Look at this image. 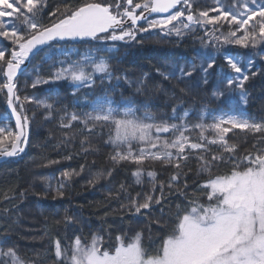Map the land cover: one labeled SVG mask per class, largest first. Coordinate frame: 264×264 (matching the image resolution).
<instances>
[{
	"label": "snow or ice",
	"instance_id": "snow-or-ice-1",
	"mask_svg": "<svg viewBox=\"0 0 264 264\" xmlns=\"http://www.w3.org/2000/svg\"><path fill=\"white\" fill-rule=\"evenodd\" d=\"M250 3L255 7H250L248 0H244L242 8L235 12L220 11L219 15L209 17L208 11H200L194 15L191 0H146L143 3L123 0V6L119 0L114 4L91 0L76 6L65 4L63 8L57 7L55 11L47 13V0H0V37L11 44L10 48L0 47V73H3L0 92L5 93L10 115L15 117V130L0 122V145L10 146V150L5 148L0 151V156L14 157L24 151L23 145L27 144L26 128L30 123L29 116L24 111L26 102L35 101L46 111L53 110L52 103L37 100L34 96L21 97L17 91V77L23 74L22 65H25L30 56H35L45 48L48 49L45 61H52L53 53L58 50L56 45L61 42L84 41L106 45L109 41H135L138 33H148L151 29H159L161 32L167 30L166 34L174 33L180 37L183 31L190 29L192 25L223 27L220 24L223 19L229 25H235V29L223 34L222 44L221 37H215L219 45L217 54L222 55L228 72L223 76L225 90L214 92L213 97L223 102L239 90V98L246 105L245 82L249 80L248 73L251 72L254 60L245 61L241 55L229 54L226 51L221 53V48L223 45H238L248 49L249 41L252 47L257 43H264V2L257 4V0H250ZM173 9L175 11H172ZM153 13L168 15L164 19L149 20L148 17ZM45 15L57 19L45 24ZM142 20L146 26H138V22ZM253 20L255 23L250 24ZM174 21H178L179 26L174 24ZM216 30L219 28H214V31ZM238 32L243 34L238 36ZM208 34L206 32V35ZM116 50L103 46L97 47L96 52L106 55L95 56L89 50L82 59L56 60L51 65L53 71L49 79H33L30 87L35 89L41 84L66 81L74 89V96L81 88H87L88 92L83 94V98L87 100V97L94 93L96 79L99 78L102 90L106 82L109 90H113L111 81H119L120 77L114 75L109 59ZM6 52L9 57L7 59ZM216 67L213 58L206 66L200 65L197 68L194 65L189 70H180L179 79L183 82L199 71L203 74L202 83L207 85L208 77ZM164 78L169 79L168 76ZM172 78H176L175 73H172ZM28 86L26 83L25 88ZM76 98L78 101L81 99L79 96ZM133 103L131 99L125 100L121 109V106L105 93L90 101L91 111L84 113L83 119L80 115L72 113L67 122L62 123V127L71 128L72 122H78L83 125V130L91 134L110 125L109 143L117 149L111 157L113 161L142 165L145 160L151 159L166 162L174 167L176 171L169 177L168 184L161 183L152 193L144 196L137 194V197L133 198L128 194L129 203L123 206L132 215H143L150 214L155 206L159 205V210L164 215L166 190L168 195L177 192L179 189L173 188L174 183H182L184 189L188 188V175L183 171L182 164L187 167L186 161L190 153L198 149L203 150L205 145L189 140L185 135V132L189 131L186 124L155 122L148 112L138 116V109ZM172 111L176 113V108ZM187 116L189 113L184 111L181 119ZM61 119L63 121L64 118ZM213 120L215 122L212 125H195L201 129L200 138L206 139L203 136L206 127L213 128L216 139L211 140V143L221 142L230 155L227 158L212 155L210 160L197 156V159L202 161L200 172L211 173V169L219 162H230L231 171L227 175H209L205 183L196 185L204 192L207 203H201L198 198H189L185 192H180L185 196L187 203L183 206L177 205L175 213H172L171 208L168 209V219L174 227L155 248L142 244L141 233H137L129 243L125 242L124 237L117 236L115 244L109 245L108 248H102L103 238L99 236H93L90 242H84L76 236L72 244L66 247H62L60 239H56L53 253L55 264H264V136L259 141L262 146L254 145V152L247 153L242 158L235 154V146H228L225 139L227 133L233 129L264 134V122L250 123L247 119H237L226 114L214 116ZM169 133L170 138L161 135ZM121 148L124 150L120 151ZM108 175L110 176L111 172ZM134 175L137 177L136 183L139 184L142 175L140 168H137ZM147 175L154 178L155 172L150 171ZM64 176L71 178L68 173ZM123 189L124 186L121 185V190ZM157 190L159 196L154 194ZM58 195L64 196L62 183ZM63 222L65 225L74 223L71 216H66ZM155 223L163 230L167 222L157 220ZM8 239L6 235L0 238V245ZM0 264L26 262L14 247H9L6 251L0 247Z\"/></svg>",
	"mask_w": 264,
	"mask_h": 264
},
{
	"label": "trees",
	"instance_id": "trees-1",
	"mask_svg": "<svg viewBox=\"0 0 264 264\" xmlns=\"http://www.w3.org/2000/svg\"><path fill=\"white\" fill-rule=\"evenodd\" d=\"M223 1L191 0L193 14L208 11L209 17L219 15L221 11L219 4ZM84 2L91 0H47L45 12L55 11L57 7L63 8L65 4L76 6ZM95 2L114 4L118 0ZM119 2L123 6V0ZM133 2L143 3L146 0ZM262 2L264 0H257V4ZM237 6L240 4L228 7L226 5L223 11L235 12ZM56 19L57 17L45 15L44 23L50 24ZM220 24L229 26L223 19ZM217 27L219 30L214 31ZM201 29L205 37L203 41L199 27L194 31V36L188 38L164 34L158 30L138 33L135 41H109L106 45H97L95 42L58 44L52 61H45L47 48L32 61L28 70L18 80L17 91L21 97L34 96L37 100L52 103L54 107L53 110L46 111L35 101L24 104L31 129L27 151L20 159L0 165V238L5 235L9 237L0 247L5 251L9 247H14L26 264H55L54 241L60 239L62 247H66L72 244L76 236L84 242H90L93 236L102 237V248H108L109 245L115 244L117 236L124 237L125 242L129 243L137 233H141L142 244L155 248L174 227L172 221L168 219V209L171 208L172 213H175L177 205L183 206L187 203L185 196L180 192H185L189 198H198L201 203H207L204 192L196 185L205 183L209 175L212 177L227 175L231 171L230 162H219L211 169V173L200 172L202 161L198 160L197 156L210 160L212 155L225 158L230 155L221 142L211 143L213 136L216 139L214 129L208 128L203 132L206 139L200 138V132L192 134L193 139L203 143L205 148L190 153L186 161L187 167L182 164L183 171L188 175V188L184 189L182 183H174L172 186L179 189L177 192L168 195L166 190L165 214H161L160 206L157 205L150 214L132 215L123 207L129 203L128 194L136 198L137 194L144 196L152 193V190L161 183L168 184L169 177L176 169L159 160L148 159L142 165L128 161H113L111 157L115 153L106 145L111 132L110 125L91 134L83 130V125L78 122H72L71 128L62 127V123L67 122L68 116L72 113L80 115L83 119L84 113L91 111L90 101L105 93L115 101L120 97L131 99L133 105L144 109L157 121L173 123L185 119L205 121L216 115L218 102L214 99L213 93L217 76L220 74L219 69L226 70L227 65L222 55L217 54L216 49L219 45L215 37L219 34L222 37L219 31L224 33L226 30L224 26H214L209 30ZM206 32L209 34L206 35ZM208 41L210 48L217 54V67L210 75L209 84L204 85L197 79L196 74L184 79L183 82L178 74L176 78H172L170 66L194 63L201 52L207 51L205 46ZM103 46L117 49L113 53V58L109 60L114 75L120 77L119 81L115 79L111 81L113 90H109L107 82L102 90L99 78L96 79L94 93L90 94L87 100L83 98V94L88 92L87 88H81L74 96L72 94L74 89L66 81L41 84L35 89L30 87L33 79H49L54 61L82 59L89 50L93 55L99 56L96 48ZM0 47L10 48L11 44L0 37ZM249 49L253 51L250 59L254 60V65L248 73L249 80L245 82L247 97L246 105L242 109L246 115L262 120L264 43H257L255 47L248 49L223 45L221 53L226 51L229 54L247 57ZM7 58L9 57L6 52ZM35 68L38 72L34 71ZM2 76L3 73H0V82ZM165 76L169 79H165ZM26 83L29 85L27 88L24 87ZM77 96L81 97L79 101ZM6 105L7 97L4 92H0V122L15 130ZM173 108H176V113H173ZM184 111H187L189 116L181 119ZM4 117L8 119L5 120ZM262 136L264 134L233 129L227 133L225 139L228 146H235V154L242 158L247 153L254 152V145L262 146L259 143ZM53 161L56 163H52ZM137 168L142 171L139 184L136 183L137 177L134 175ZM150 171L155 172L154 178L147 175ZM65 173L71 178L64 176ZM61 183L63 197L58 195ZM121 185L124 186L123 190ZM154 194L159 196V191ZM66 216L72 217L74 222L72 225L64 224ZM157 220L167 222L163 230L155 223Z\"/></svg>",
	"mask_w": 264,
	"mask_h": 264
},
{
	"label": "rangeland",
	"instance_id": "rangeland-1",
	"mask_svg": "<svg viewBox=\"0 0 264 264\" xmlns=\"http://www.w3.org/2000/svg\"><path fill=\"white\" fill-rule=\"evenodd\" d=\"M215 2V1H214ZM248 2H249V0H248ZM217 4H218V2H216ZM243 3H244V0H241V1H239V0H224L223 2H221L219 5L221 6L220 7V10L221 11H223L224 10V7L227 5V7L228 6H230V5H237V4H240V6H237L238 8L237 9H241L242 8V5H243ZM249 6L250 7H255V5H251V3L249 2ZM187 14V13H186ZM183 19V18H182ZM174 24H177L178 26H179V22L178 21H174L173 22ZM221 23H223V22H221ZM255 23V21L253 20V21H250V24H254ZM146 26V25H145ZM224 26V28H225V30H226V32H221V31H219L222 35L223 34H226L229 30H234L235 29V25H229V26H226V25H223ZM226 26V27H225ZM197 27H199L200 28V30H201V35H200V37H201V41H203L204 39H205V37H203V35H202V29L201 28H203V29H205V30H209V29H212L214 26L213 25H207V26H205V25H203V24H201V25H192L191 27H190V29H188V30H184L183 31V33H182V35L180 36L181 38H188L189 36H194V31L197 29ZM169 28H171V25L169 26ZM159 29H151L150 31L151 32H154V31H158ZM149 31V32H150ZM167 33V30H165L164 31V34H166ZM243 33L242 32H238L237 33V35L238 36H240V35H242ZM172 35H174V36H176L174 33L172 34ZM218 37H220V34L218 35ZM221 42H222V37H221ZM205 43V42H204ZM210 41H208L207 42V45L205 46V48L207 49V51H205V52H201V54L198 56V57H196V60H195V62L194 63H192V64H188V65H172V66H170V73H175V74H178V75H180V70H189V69H191L194 65L197 67V68H199V66L200 65H207V63H209L210 62V60L211 59H213V58H215V61H216V56H217V54L216 53H214V49L213 48H210ZM249 44H250V47L249 48H253L252 46H251V41H249ZM233 46H235V47H240V46H238V45H233ZM232 49H234L233 47H231ZM242 48V47H241ZM244 49V48H243ZM248 53H249V55L246 57V56H242L246 61L248 60V59H250L251 58V56H252V53H253V51L252 50H248ZM102 55H106L105 53H100V55L99 56H102ZM233 55H236V54H233ZM113 58V53H112V55H111V58L110 59H112ZM109 59V60H110ZM225 69H219V75L217 76V81H216V87H215V92L216 91H223V90H225V83H224V81H223V76L225 75V74H227V72H228V69H226L225 71H224ZM34 71H37L38 72V69L37 68H35L34 69ZM196 74V76H197V79L198 80H200L201 82H202V77H203V74L202 73H200L199 71L198 72H196L195 73ZM194 76V75H193ZM208 79L209 80H211V76H209L208 77ZM24 87H25V85H24ZM238 92H239V90H237V93L236 94H234L233 96H231L230 98H228L227 100H225V101H219V100H217V102H218V110H217V114L216 115H213L212 117H210L209 119H207V120H205V121H200V120H198V121H195V120H189V119H185V120H182V121H179V122H175V123H178V124H180V123H183V124H186L187 126H188V128H189V131H187V132H185V135L186 136H188L189 137V140L191 141V142H196V140L195 139H193V133L194 132H200L201 133V129L200 128H197V127H195V125H197V124H201V123H203L204 125H206V126H208V125H212L215 121L213 120V117L215 116V117H218L219 115H221V114H226V115H233L235 118H237V119H247L250 123L251 122H264V116H263V118H262V120H259V119H257L256 117H250V116H248V115H246L245 113H244V111H243V109H242V107L245 105V103H243L242 101H241V99L239 98V95H238ZM126 99H122L121 97L119 98V100H117L116 102H117V104L118 105H120L121 106V109L123 108V102L125 101ZM134 107H136L137 109H138V112H137V115L138 116H143V114H144V109H139L137 106H135V105H133ZM155 120V119H154ZM151 122V121H150ZM155 122H160V121H157V120H155ZM169 123H173V122H169ZM226 127H230V125H225ZM211 129V127H206L204 130H203V132L206 130V129ZM213 129V128H212ZM245 131H248V130H245ZM162 135V137H165V138H170V136H171V134L169 133V134H161ZM197 137H199L198 135H197ZM213 139H214V136H213ZM106 145L107 146H109L112 150H113V152L115 153V151L117 150V149H115V146L114 145H112L111 143H109V140L108 141H106ZM135 146V145H134ZM5 148H9V150H10V146H7V145H1V147H0V151H3ZM120 151H123L124 149H119ZM188 150L186 149V152H187ZM194 151H196V150H194ZM194 151H192V152H194ZM173 152H175V150H173ZM133 240V239H132ZM141 242H142V237H141ZM71 253L69 252V255H70Z\"/></svg>",
	"mask_w": 264,
	"mask_h": 264
},
{
	"label": "water",
	"instance_id": "water-1",
	"mask_svg": "<svg viewBox=\"0 0 264 264\" xmlns=\"http://www.w3.org/2000/svg\"><path fill=\"white\" fill-rule=\"evenodd\" d=\"M139 11L140 10H137V12H139ZM172 11H175V9H173ZM146 15H147V13H146ZM167 15H168V13H153V14H151L148 17V19L149 20H152V19H155V18H166ZM144 24H146V23L143 20L138 22V26H141V25H144ZM126 27H127V25H126ZM61 43H65V42H61ZM67 43L80 44V43H84V41H80V42H67ZM41 52H39L38 54H40ZM38 54H36L35 56H30L29 60L26 61L25 65H22V69L24 70L23 73L26 72V70L28 69L30 63L32 62V60L36 56H38ZM21 75H18L17 80L20 78ZM7 111H8L9 116L11 117L12 121L15 123V117L13 115H10V108H9L8 105H7ZM26 136H27V144L26 145H23L24 151L22 153H19L18 155L14 156V157L0 156V165L6 164V163H8L10 161H13V160H17V159L21 158L22 156H24V154L26 153V150H27V146H28V142H29V137H30V126L29 125L26 128Z\"/></svg>",
	"mask_w": 264,
	"mask_h": 264
}]
</instances>
